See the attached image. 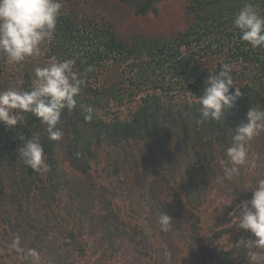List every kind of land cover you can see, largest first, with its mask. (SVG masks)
<instances>
[{
    "label": "trees",
    "instance_id": "1",
    "mask_svg": "<svg viewBox=\"0 0 264 264\" xmlns=\"http://www.w3.org/2000/svg\"><path fill=\"white\" fill-rule=\"evenodd\" d=\"M119 1L137 17L157 16L162 5L181 2L188 23L170 35L122 36L110 21L89 16L80 0H60L55 38L45 43V57L74 59V71L85 85L77 107L61 114L58 127L63 135L59 141L49 140L45 125L30 113H25L15 128L0 123V254L14 258V264H29L23 259L28 249L40 252L44 240L61 236L85 259L90 251L82 236L89 227L91 235H98L92 246L94 255L101 251V260L114 257L121 240L141 245L145 257L153 255L152 245L143 236L147 228L139 222L144 201L150 205L148 226L153 234L164 233L158 216L169 214L174 228L164 240L170 244L176 233V241L183 243L191 260L197 258L196 264H250L244 243H239L250 233L238 229L236 218L224 216L221 228L205 240L201 215L210 191L221 182L219 161L226 158L234 128L250 106L264 108V49L242 42L232 24L246 2L264 15V0ZM4 56L0 53V65ZM208 56L222 59L216 73L220 65H231L234 87H239L242 95L222 120L205 121L197 127L200 106L196 98L203 94V82L215 70H198L193 60ZM27 59L12 64L5 82L14 76V84L21 80L23 90L30 87L33 72ZM4 67L6 63L0 72ZM5 82L0 81V86ZM144 88L149 91L126 117L115 111L136 100ZM187 93L190 98L183 97ZM81 105L93 107L91 122L85 121ZM37 134L49 165V171L43 173L27 168L17 152L23 144L20 137ZM253 142L264 152V133ZM102 155L110 160L113 177L127 165L140 169L146 187L138 195V209L130 211L133 226L120 220L113 202L102 192L101 213L99 217L91 214L94 193L99 190L92 169ZM261 157L264 162V153ZM232 181L227 182L235 184ZM251 193L242 190L237 196L235 191L229 210L250 199ZM180 216L185 217L187 226ZM224 235L232 238L230 248L217 250L213 241ZM16 237L24 253L12 247ZM67 261L68 257L54 248L45 264Z\"/></svg>",
    "mask_w": 264,
    "mask_h": 264
},
{
    "label": "clouds",
    "instance_id": "2",
    "mask_svg": "<svg viewBox=\"0 0 264 264\" xmlns=\"http://www.w3.org/2000/svg\"><path fill=\"white\" fill-rule=\"evenodd\" d=\"M61 9L60 0H0V53L11 64H21L39 55L41 45L50 44L55 38ZM232 24L242 42L253 49H264V15L256 5L246 2L234 15ZM74 65V59L52 58L44 66L34 68L27 90L22 89L23 81H17L16 87L0 90V123L15 128L24 114L30 113L45 125L49 140H61L63 133L58 127L61 114L77 107V98L85 85V80L74 71ZM214 73L216 70L204 80L203 94L195 97L200 106V117L195 120L197 127L205 121L222 120L242 95L240 88L234 87L230 64L220 65V71ZM80 107L85 121L91 122L93 107ZM262 133L264 108L250 106L244 119L234 128L230 145L225 150L226 158L219 161L221 182L232 181L240 174L241 166L248 161L247 145ZM20 139L23 144L17 152L23 164L34 172L49 171L39 134ZM251 189V198L238 205V214L234 210L229 215L236 218L238 229L250 233L249 238L239 242L244 243L250 264H264V179L257 180ZM158 224L162 232L174 228L172 217L166 212L158 216ZM20 243V238L16 237L12 247L24 253ZM23 259L29 264L41 261L40 253L34 248L28 249Z\"/></svg>",
    "mask_w": 264,
    "mask_h": 264
},
{
    "label": "rangeland",
    "instance_id": "3",
    "mask_svg": "<svg viewBox=\"0 0 264 264\" xmlns=\"http://www.w3.org/2000/svg\"><path fill=\"white\" fill-rule=\"evenodd\" d=\"M80 6L82 10L88 13L89 16L107 20L113 23L117 32L122 36L131 35H141V36H164L170 35L176 32L180 28H184L188 20L185 16H182L181 2H171L169 4H164L159 8V13L157 16L149 15L146 17H137L134 15L133 11L127 6L120 3L119 0H80ZM46 44L41 45V51L39 55L32 56L28 58V63L26 65L29 70L33 72L35 67L44 66L51 59L45 57ZM222 59H217L213 57H195L193 62L194 66L199 68L198 70L213 71L217 68V63L221 62ZM7 68L4 67L3 71L0 72V81L5 82L6 73L12 68V64L9 63L4 56L0 67L5 64ZM125 69V73H128V69ZM15 78L8 77V82H5L0 86V90H4L10 87H16L14 84ZM21 81V80H20ZM126 89L128 84H125ZM149 90L144 88V91L137 96L136 100L132 103H127L121 109H117L118 114L122 117H126L135 106L138 104L140 96L144 92ZM132 93L133 90H128V94ZM190 98V93L184 94L183 97ZM129 100V99H128ZM127 102V100L125 101ZM259 148H256L253 140L247 145L248 161L245 165L241 166L240 174L235 177L232 181L235 184L228 183L227 180L219 182L216 187L213 188L208 196V202L205 205L204 211L202 213V234L205 240L212 238L214 233L217 232L223 223V218L229 215L230 212L234 210L238 214L239 208L236 207L233 211L229 210L232 200L235 198L234 193L236 191L237 196L244 190L245 192L251 191L252 187L255 185L256 181L259 179H264V162L262 160ZM109 161L104 155L100 156L97 163L93 165L92 176L97 182L99 187L98 191H95V202L91 206V214L99 217L101 213V203L102 195L105 194L107 199H110L115 206L116 212L119 213L120 220H123L128 224L135 223V219L131 217V209H138L137 204L139 203L138 195L145 192V187L142 175L140 174V169L135 170V166L127 165L118 177H113L111 175V166H109ZM234 186L237 189L234 190ZM142 209L139 214V222L143 224L147 229L144 231L143 236L147 244H151L154 250V254L145 257L142 251V246L129 244L127 241L121 240L120 251L112 258H107L105 260L99 259L101 256V251L94 255V248L92 242L97 238V234L91 235L89 233V227H85L83 230L82 239L88 243L89 254L85 259L78 256L76 252L71 250L68 245L69 240L63 239L61 236L56 238L50 237V239L44 240L41 243L40 248V264L48 263L50 252L54 248L59 250L62 256H67V264H196L197 258L191 260L184 251L183 243L176 241V233L171 236V243L168 244L164 238L167 237V232L153 234L149 223V211L150 205L142 201ZM181 218L183 216H180ZM184 223L188 225L183 217ZM235 222V221H234ZM185 226V225H184ZM223 228V227H222ZM186 233V232H185ZM148 237V238H146ZM232 243V238L228 235H224L221 239L213 241V246L217 250H227L230 248ZM149 246V245H146ZM155 258V259H153ZM155 260V261H154ZM15 259L2 257L0 254V264H14Z\"/></svg>",
    "mask_w": 264,
    "mask_h": 264
}]
</instances>
